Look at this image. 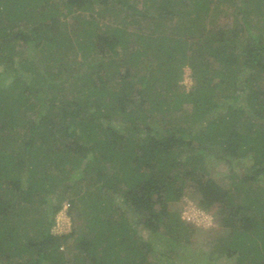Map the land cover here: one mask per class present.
Segmentation results:
<instances>
[{
    "label": "trees",
    "instance_id": "obj_1",
    "mask_svg": "<svg viewBox=\"0 0 264 264\" xmlns=\"http://www.w3.org/2000/svg\"><path fill=\"white\" fill-rule=\"evenodd\" d=\"M189 183L263 264L264 0H0V264H173Z\"/></svg>",
    "mask_w": 264,
    "mask_h": 264
},
{
    "label": "rangeland",
    "instance_id": "obj_2",
    "mask_svg": "<svg viewBox=\"0 0 264 264\" xmlns=\"http://www.w3.org/2000/svg\"><path fill=\"white\" fill-rule=\"evenodd\" d=\"M184 75L180 84L189 91L193 84V74L192 69L187 65L183 69ZM190 112V106H185L184 113ZM183 113L178 111L177 114ZM211 164L209 165V177H211L218 185L224 189L230 188L232 181H238L250 168V161L248 159H243L240 163L228 166L226 162L219 161L215 157L211 159ZM233 170V171H231ZM231 172H236L237 176L233 179L230 177ZM198 188H192V183L188 184L186 192L181 200L171 205L173 211H178L181 218L188 223L190 226H194L195 234L191 236V242L189 244L180 245L174 250V256L170 259L173 264H195L192 261V252L204 254V257L199 256L197 264H206L207 255L214 252L215 241L219 237L226 236L228 229H226L223 219L217 214L216 206H209L202 203L201 196L197 192ZM259 216L264 214V208L257 211ZM255 216V218H260ZM72 229L71 217L67 213V207L64 208L57 214L56 222L53 226V232L55 234L68 233ZM254 237V236H253ZM256 237V235H255ZM256 240V238H255ZM233 245L243 246L251 245L254 246V241L248 239V241L238 240L229 241ZM260 243V242H259ZM243 244V245H242ZM183 246L188 249L183 250ZM166 248V247H165ZM167 252V250H165ZM182 254V256L180 255ZM169 255V253L167 252ZM199 255V254H198ZM181 256V257H180ZM259 258L262 259L264 264V250L259 253ZM237 256H234L232 260H237ZM189 258V260H187ZM194 258V257H193ZM197 259V258H195ZM168 260H165L167 264ZM196 262V260H194ZM229 261V259L227 260ZM236 262H229V264H235ZM221 264H227V262H221Z\"/></svg>",
    "mask_w": 264,
    "mask_h": 264
}]
</instances>
